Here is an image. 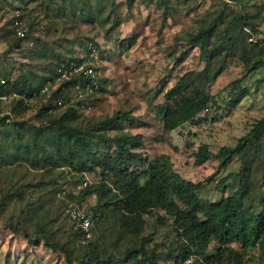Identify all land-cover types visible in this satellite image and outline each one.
<instances>
[{"label":"rangeland","instance_id":"rangeland-1","mask_svg":"<svg viewBox=\"0 0 264 264\" xmlns=\"http://www.w3.org/2000/svg\"><path fill=\"white\" fill-rule=\"evenodd\" d=\"M241 15L248 25H243ZM209 25V46L216 45L208 54L210 73L220 65L224 52L219 40L224 33L230 56L206 85L211 95L208 109L164 131L154 106L164 102L163 93L184 71L205 66L198 39L191 35ZM88 42L97 49L99 90L72 106L74 112L60 107L44 114L43 97H36L12 110L10 121L18 126L0 121V264H80L74 257L88 249L75 242L66 217L69 201L84 209L100 206L103 214L94 225L96 255L88 256L86 264H118L129 246L135 253L127 264H151L138 254L141 247L146 254L156 253L157 264H264L259 239L242 245L214 236L201 250L191 248L181 261L183 238L173 217L162 209L151 208L137 221L116 210L114 200L103 205L106 198L81 195L82 189L101 181L102 163L113 153V144L99 135L119 134L116 125L106 121L116 110L134 115L132 124L122 122L121 127L143 137L138 149L142 155L152 162L160 154L168 155L181 177L203 182L200 195H225L228 187L222 192L215 181L237 171L239 157L233 155L207 182L204 178L217 162L194 165L192 153L202 143L212 151L234 145L264 117V64L253 66L264 60V0H0L1 75L38 83L57 61L77 56ZM50 118L78 129V140L72 142L76 136L61 133ZM12 158L16 160L9 162ZM244 164L241 205L254 215L264 214V131L251 142ZM143 168L144 164L136 165ZM104 181L109 183L108 178ZM8 222L22 229L13 232ZM38 228L68 247L69 261L45 245Z\"/></svg>","mask_w":264,"mask_h":264},{"label":"trees","instance_id":"trees-1","mask_svg":"<svg viewBox=\"0 0 264 264\" xmlns=\"http://www.w3.org/2000/svg\"><path fill=\"white\" fill-rule=\"evenodd\" d=\"M236 4L241 5L240 2H236ZM241 18L243 25L250 23L245 15H241ZM211 28L212 25L205 26L191 35V38L198 39L199 53L205 59V66L198 70L184 71L163 93L164 102L157 103L154 106V114L164 131H171L184 122L195 119L204 108L208 109L211 95L206 91V85L220 72L223 62L230 56V42L226 37V33H224L219 40V45L222 46L221 50L224 52L220 65L210 73L208 70V54L211 55L216 50V45L209 46V38L212 35ZM75 58L76 56L61 58L55 63L48 75L43 76L38 83L34 84L25 80L10 79L6 74L0 75L8 80L11 88L30 96L37 92L46 79L53 76L58 63L71 61ZM179 59L180 57L177 58V60ZM263 64L264 60L261 58L253 66L258 67ZM99 89L100 85L96 91ZM244 95V91L239 93L234 103L236 104ZM36 97H43L40 98L42 99L40 110L44 114H52L55 108H60L51 105L50 97L36 95L34 98ZM19 105L21 107L27 106L21 102H16L13 105L5 106L7 109L0 107V121L9 126H18V122L10 121V115L12 110ZM65 108L67 111L74 112L71 105H66ZM134 120V115L123 110H116L111 117L106 119L107 122L112 121L116 125L119 134H100L99 138L112 143L114 150L112 155L107 156L106 161L102 163L101 181L97 182L96 185H88L82 189L81 195L95 193L100 199L106 198L103 205L108 204L107 200H114L116 210L126 214V218L136 217L137 221H140L142 214L151 208L162 209L166 214L173 217L172 223L183 238L182 246L179 247L181 261L187 259L191 248L195 251L201 250L211 236L219 238L223 242L235 241L240 242L242 245L254 243L259 239V244L264 251V214L254 215L252 212L246 211L241 205V199L245 193V152L251 142L257 139L258 134L264 131V117L257 119L249 131L240 136L234 145H221L216 151H212L202 143L193 151L192 163L194 165H202L210 159L217 162L215 169L205 176L204 180L207 182H210L224 166L229 164L233 155L236 154L241 160L237 171H230L215 181L216 188L220 191L223 192L227 187L229 191L225 196L221 195L213 200L200 195L198 190L202 188L203 182H194L181 177L172 168L168 155L160 154L152 162L138 151L142 146L141 135L125 131L121 127L122 122L132 124ZM49 121L50 124L60 129V132L64 135L76 136L72 142L78 140L77 138L80 136L78 129L59 124V119L56 118H50ZM138 124H142L141 121H138ZM190 145L192 144L189 143L188 146ZM15 160L16 158L8 159L9 162ZM140 164H144V168L136 169V165ZM142 177H145V179L142 183H139V179ZM104 178H108L109 183L105 182ZM85 210L92 212L91 238L87 243L81 245L77 241V232L72 229L76 244L88 249L84 255L74 257L80 264H86L89 260L88 256L96 255L94 245H92L94 225L103 215L100 206L93 205L85 208ZM96 212L98 213L97 216ZM7 226L13 232L22 229L19 225L10 222L7 223ZM23 231H25V237L30 240L31 238L26 233V229H23ZM38 232L48 248L61 251L65 258L68 261L70 260L68 247L64 243L51 239L43 228H38ZM228 251L234 252L232 249H228ZM134 253L135 249L133 247H126L117 259L118 264H127ZM138 254L151 264H157L156 253L146 254L141 247ZM234 254L237 258V253Z\"/></svg>","mask_w":264,"mask_h":264},{"label":"built area","instance_id":"built-area-1","mask_svg":"<svg viewBox=\"0 0 264 264\" xmlns=\"http://www.w3.org/2000/svg\"><path fill=\"white\" fill-rule=\"evenodd\" d=\"M97 58L96 47L92 43H87L75 59L58 63L53 76L46 79L37 92L30 96L11 88L8 80L0 75V107L16 102L29 105L33 103L36 95L50 97L51 105L54 107L76 106L86 95L94 94L99 86ZM205 110L207 109L204 108L202 111ZM66 214L72 229L77 232L78 243L84 245L92 236V212L69 201L66 205ZM97 214L96 212V216Z\"/></svg>","mask_w":264,"mask_h":264},{"label":"crops","instance_id":"crops-1","mask_svg":"<svg viewBox=\"0 0 264 264\" xmlns=\"http://www.w3.org/2000/svg\"><path fill=\"white\" fill-rule=\"evenodd\" d=\"M167 132H169V131H167ZM142 138H143V137H142ZM228 191H229V190H227L226 192H228ZM226 192H225V195L227 194ZM225 195H223V196H225ZM204 197H205V196H204ZM212 200H213V199H212Z\"/></svg>","mask_w":264,"mask_h":264}]
</instances>
